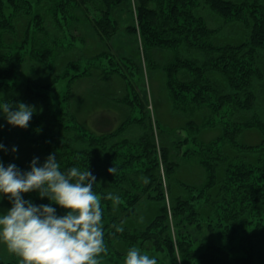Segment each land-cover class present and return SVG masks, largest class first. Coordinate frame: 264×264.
Listing matches in <instances>:
<instances>
[{
  "label": "trees",
  "instance_id": "16d2710c",
  "mask_svg": "<svg viewBox=\"0 0 264 264\" xmlns=\"http://www.w3.org/2000/svg\"><path fill=\"white\" fill-rule=\"evenodd\" d=\"M212 1L231 10L230 17L215 13L227 28L234 24L229 21L230 18H238L234 10H250L245 15L247 21H244L245 27L252 26L247 42L214 45L207 20L210 16L206 19L202 17L204 8L210 10L209 3ZM212 1L205 0L202 4V0H134V14L131 0H59L51 13L57 31L68 38L69 46L82 39L67 33L71 25L59 15L68 14L71 18L72 11L73 20L90 24L98 38L108 45L114 44L119 36L131 41V38L134 40L133 35L138 34L141 50L146 53L159 48L173 50V59L162 69L175 110L181 112L187 108L191 113L212 108L220 116L217 120L223 130L220 137L207 144H199L198 150L187 149L181 154L194 159L204 169V185H184L172 178L181 165L179 160L174 161L172 152L173 156H179L188 138L176 140L172 149L168 147L165 136H159V142H155L149 127L139 48L135 43H130L133 52L137 51L135 56L124 55L123 51L115 48L114 51L110 46L95 58L108 59V66L101 68L111 76L118 74L124 81L125 93L122 97L126 102L113 101L114 112L112 107H106L95 114L102 112L109 115L100 122L93 121L99 127L108 128L99 134L92 132L98 139L90 138V130L85 131L81 127H77L80 131L73 129L70 114V117H64V112L50 111L47 95L41 91L44 88L25 91L27 98L24 104L34 106L27 128L11 127L0 114V132L4 131L0 137V144L4 145V149L0 150V162L5 167L15 164L19 170L27 172L34 158H39L38 166H41L49 153H56L61 171L71 167L86 170L88 167L96 177L93 191L102 198L105 244L108 248L101 264H123L128 249L133 246L150 257H157L158 264H264V0ZM20 5H23L20 0H0V78L4 80L0 82V101L7 100L13 104L23 103L12 93L15 91L13 87L18 85V67L26 57L18 53L20 46L9 48L2 39L12 34L9 28L11 21L6 15L8 6L17 8ZM119 9L125 10L128 16L124 27L115 15ZM44 22L45 18L43 29L46 30ZM195 53L206 58L198 61L188 57ZM51 54L45 46L39 51V62L43 67L48 68ZM215 54L216 57H211ZM247 56H251L252 60L245 67ZM78 64L79 61H68L62 79L71 77L68 67L76 69ZM90 65H85L86 72L81 70L79 75H72L71 81L91 71ZM49 66L53 71L56 64L51 62ZM9 81L16 82L10 86ZM26 81L36 87L41 84L33 81L31 76ZM66 103L70 105L67 99ZM127 105L129 109L125 108ZM117 114L120 119H117ZM111 115L113 118L109 119ZM130 121L147 123V133L136 143L117 141L122 126ZM117 122L119 125L114 127ZM189 127L199 130L195 123ZM205 127L208 123L203 125ZM247 128H255L263 134L259 143L241 141V133ZM72 133L75 135L70 137ZM20 138L23 142L18 143ZM192 140L196 141V138ZM59 141L64 144L59 145ZM13 147L17 149L14 153L11 151ZM123 148L126 151L120 159L118 152ZM224 149H227L226 152ZM29 150L33 153L30 154ZM112 166L116 172L110 175L108 169ZM139 179L145 181L140 182ZM172 185L176 187L175 192ZM215 186L221 195L207 198L200 206L198 200ZM109 193L120 198L119 205L114 207L113 201L103 199ZM22 198L37 206L49 204L37 192L26 193ZM166 200L168 211L160 212L147 224L135 227L123 225L138 213L137 203L165 206ZM204 204L210 205L206 213L201 212L205 209ZM51 207L56 209L58 217L66 214L55 204ZM117 228H122V231L118 232ZM1 264H19V261L15 259L14 262Z\"/></svg>",
  "mask_w": 264,
  "mask_h": 264
},
{
  "label": "rangeland",
  "instance_id": "374dc122",
  "mask_svg": "<svg viewBox=\"0 0 264 264\" xmlns=\"http://www.w3.org/2000/svg\"><path fill=\"white\" fill-rule=\"evenodd\" d=\"M20 1L23 5H20L17 8L14 6H8L6 10V15L8 17L7 19L11 21L9 28H11L12 34H8L5 39L4 37L2 39L9 48L13 46H20L18 53H22L21 56L26 57L18 67V85L13 87L15 91L12 93V95L17 96L18 100H22L24 103L27 98V92L25 91L31 92L33 89L41 90L44 88L45 90L41 91L47 95V102L49 103L51 109L50 111H54L53 109H56L57 112H64V117L65 115L70 117V114L72 118L68 120L71 121L70 126H72L73 129L80 131L77 129V127H81L84 128L83 130L85 131L90 130L91 132L89 133L92 135L90 138L92 137L93 139H98L95 137V135H93L94 133L92 132L99 134L100 131L104 132L108 128L99 127L95 125L93 121L95 120L96 123L100 122L109 115L102 112H99L97 115L95 114L106 107H112L113 101L118 103L126 102H123L122 97V95L125 93V91H123L124 81L118 76V74L111 76L101 68L102 66H108V59L101 60V58H95L104 53L108 48H110V46L114 51L115 49H118L117 51H123L124 55L126 54L127 56H135L137 55V51L133 52L134 48L130 44L135 43L139 48L138 56L142 66V74L144 77L143 84L147 95V110L150 116L149 127L153 131L155 142H159V136H165V141L168 147L172 149V143H175L176 140L179 141L182 137L188 138V140L184 143L181 152H179V156H173L174 151L172 152V157H175L174 161L179 160V163L181 164L180 167L177 168V171H174L172 174V178L177 183L180 182L184 185L202 186L205 184L206 177L204 169L199 167L194 159L183 157L181 154H183V152H185L187 149L198 150L199 144H207L208 142L220 137L223 133V130L218 124L220 123L218 122L220 116L216 114L212 108H207L196 112L191 111V113H188L189 110L187 108H185V110L183 109V112H178L175 110V103L171 101L170 94L167 90L168 88H166V77L162 69L173 59V50L159 48L148 50L146 53L141 50V39L138 34H135V36L133 35L134 40L131 38V41H128L123 36H119L115 40L114 44L111 43L108 45L105 40H100L98 38L99 36L95 33L92 27H90V24H87L84 21L78 22L73 20L72 11L71 18L68 14L59 15L64 19V21H67V24L69 23V25H71L67 33L82 39V41L74 44L73 46H69L68 38L62 36L63 34L57 31L56 25H54V20L51 19V16H53L51 13L53 12V9L56 8V5L59 4V0ZM134 3V0H131L130 4L132 6L133 13L135 14ZM202 4H205V0H202ZM209 4L210 10L209 8H204L202 17L206 19V16H210L207 20L210 29L209 31L212 33L211 40L214 45H219L221 43L239 45L242 41L247 42L250 39L249 33L252 29V26L251 24L246 27L244 26V23L247 21L245 15H248L250 12L248 8L237 10L233 9L237 13L238 18L236 20H231L230 18L229 21L234 22V24L229 25L227 28L225 27L226 24L220 23V18H218L215 13L228 15L230 17V15H232L231 10H229V8L226 9V7L223 8L222 6H217L214 1L210 2ZM47 8L49 12L47 11ZM74 14L79 15L80 18H83L79 12H75ZM115 15L119 18L120 24H124V27L126 25V20L128 21V16H126L127 13L125 10L119 9ZM223 15L221 16L222 18ZM44 18L46 30L43 29ZM247 18L249 17L247 16ZM76 23L79 24L74 26ZM40 30L42 31V34H38ZM124 36L127 37L126 35ZM1 46L3 47V45ZM44 46L48 47L50 53H52L48 61V68L43 67L39 62V59L41 58L38 54ZM191 56L193 59H197L198 61L206 58L205 55L202 57L197 53L191 54L188 57ZM216 56L217 55L215 54L211 57L214 58ZM72 60L75 62L79 61L77 68L73 69L68 67L71 77L67 76V79H62L64 70L67 68L66 63ZM249 60H252L251 56L246 57L245 67H247L249 64ZM51 62H55L56 64L53 71H51L49 66ZM89 64H91L89 67L91 71L87 72L85 75L81 74L78 79L71 81V78H73L72 75H79L81 70L85 71V65L88 66ZM216 68L225 70V68L220 66H217ZM29 76L33 78V81L39 82L41 84L37 87L27 84L26 79ZM217 77L220 81H222L219 76ZM3 81V77L0 78V82L3 83ZM15 82L16 81H9L10 86ZM66 99L67 102H70V105L66 103ZM214 101L215 100H212V102ZM129 105H127L125 108L129 109ZM136 105L138 106L137 103ZM210 106H213V104ZM111 111L114 112V108L111 109ZM135 115L136 112L134 116ZM120 116L123 118L121 114ZM111 118H113L112 115L109 117V119ZM118 118L120 119L119 115L117 114V119ZM210 119L212 120L210 121ZM118 122L114 127L119 125ZM189 123L192 126L195 123L199 130L197 131L195 129H191L189 127ZM206 123H208V127L203 128V125ZM146 125L147 123H134L130 121L125 126H122V129L120 130L121 132L117 136V141L120 142V140H127L130 143L139 142L143 137L142 135L147 133L145 128ZM80 133L84 132L81 131ZM3 134L4 131L0 132V137H2ZM63 135L64 134L61 135V141ZM74 135L75 134L72 133L70 134V137H73ZM262 137L263 134H261V132L255 128H247L241 133V141L244 143L246 142L247 144L259 143ZM195 138L196 141L192 140ZM21 140L23 139L20 138L18 143L23 142ZM35 140L37 141L38 139L35 138ZM61 141L58 142L59 145L64 144ZM29 145L30 144H28V146ZM119 151L120 152H118V156L121 159L126 150L123 148ZM29 152L30 154L33 153L32 150H29ZM50 154L51 153H49V155ZM132 163H135V161L132 160ZM161 166L162 164L160 162L159 167ZM139 180L140 182L145 181L144 179ZM216 186L213 187V189H211V191H209L205 197L198 200V204L200 206L206 201L207 198L211 197L214 199L218 195H221L220 192H217ZM172 188L175 192L176 187L172 185ZM139 203L136 205V211L138 213L134 215L132 219L124 222V226L135 227L142 224H147L160 212H167L169 207L167 200L165 206H161L160 204L144 205ZM11 206V201H9L7 197H0V215L5 214L11 208ZM204 206L205 209H202L201 212L206 213L207 210L210 209H207V207L210 205L204 204ZM215 233H217V230H215ZM15 259L18 258L9 254L6 248L3 245H0V264L3 262H14Z\"/></svg>",
  "mask_w": 264,
  "mask_h": 264
},
{
  "label": "clouds",
  "instance_id": "9594fccd",
  "mask_svg": "<svg viewBox=\"0 0 264 264\" xmlns=\"http://www.w3.org/2000/svg\"><path fill=\"white\" fill-rule=\"evenodd\" d=\"M0 114L14 128L28 127L34 106L0 101ZM4 145L0 144V150ZM14 153L15 147L11 149ZM34 158L29 171L22 172L15 164L0 162V197L11 201V208L0 215V245L18 258L19 264H101L108 254L105 244L101 196L93 191L96 177L88 170L71 167L61 171L56 153L50 154L41 166ZM115 167L108 173L114 174ZM37 192L49 204L34 205L22 197ZM103 199L120 204V198L109 193ZM55 204L65 211L58 217ZM118 232L122 228L116 229ZM123 264H158L140 248L128 249Z\"/></svg>",
  "mask_w": 264,
  "mask_h": 264
}]
</instances>
